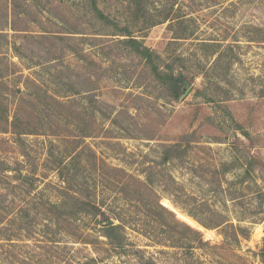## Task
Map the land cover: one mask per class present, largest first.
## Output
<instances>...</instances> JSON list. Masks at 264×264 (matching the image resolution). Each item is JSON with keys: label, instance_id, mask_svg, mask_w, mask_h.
Returning a JSON list of instances; mask_svg holds the SVG:
<instances>
[{"label": "rangeland", "instance_id": "obj_1", "mask_svg": "<svg viewBox=\"0 0 264 264\" xmlns=\"http://www.w3.org/2000/svg\"><path fill=\"white\" fill-rule=\"evenodd\" d=\"M97 2L0 0V264H264V0Z\"/></svg>", "mask_w": 264, "mask_h": 264}, {"label": "trees", "instance_id": "obj_2", "mask_svg": "<svg viewBox=\"0 0 264 264\" xmlns=\"http://www.w3.org/2000/svg\"><path fill=\"white\" fill-rule=\"evenodd\" d=\"M89 5V10L94 16L104 24L110 23L109 17L105 16L103 12L98 7L97 0H86ZM128 34V33H127ZM127 40H124V45L131 49L135 54L143 58L146 63L149 65L152 75L156 80L162 83L167 87L170 95L177 99L185 91V84L181 82L180 77H176L172 72H163L160 71L157 64L155 63L156 55L150 51L147 47L143 46L140 42L131 38V36L126 35ZM166 160L169 159L167 154H165ZM105 237L108 238L112 245H121L122 235L113 234L114 231L120 230V226L113 225L111 222H108V227L105 228ZM197 234V232H195ZM116 236V237H115ZM117 239V240H116Z\"/></svg>", "mask_w": 264, "mask_h": 264}]
</instances>
